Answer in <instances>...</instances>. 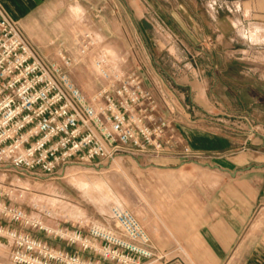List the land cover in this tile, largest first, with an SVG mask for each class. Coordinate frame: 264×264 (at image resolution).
<instances>
[{
    "label": "built area",
    "instance_id": "1",
    "mask_svg": "<svg viewBox=\"0 0 264 264\" xmlns=\"http://www.w3.org/2000/svg\"><path fill=\"white\" fill-rule=\"evenodd\" d=\"M75 52L41 57L0 4V163L37 176L59 174L70 164L101 165L114 157L198 156L157 117L158 104L141 77L123 68L89 29L74 34ZM91 54V57H90ZM91 58L98 86L84 91L70 68ZM250 132H253L250 126ZM9 192L0 187V196ZM45 215L51 214L46 211ZM0 218L76 245L53 246L0 222L8 249L0 264H163L149 232L128 208L109 207L107 219L47 225L31 211L0 198Z\"/></svg>",
    "mask_w": 264,
    "mask_h": 264
},
{
    "label": "crops",
    "instance_id": "2",
    "mask_svg": "<svg viewBox=\"0 0 264 264\" xmlns=\"http://www.w3.org/2000/svg\"><path fill=\"white\" fill-rule=\"evenodd\" d=\"M101 1L91 0L87 4V0H0V4L16 21L24 36L33 37L31 45L54 60H58V49L69 55L75 52L67 21L71 7L77 8L81 17L109 45L107 49L124 57L123 68L131 70L126 64L131 57V47L124 38L129 35L128 30L122 27L117 17L108 18L104 14L108 11L117 14L120 2L110 6V2L103 4ZM174 3L176 29L186 36L214 32L215 26L221 22L215 0H208L206 5L197 0H175ZM250 32H244L246 38ZM205 54L207 58L211 56V65L199 66L194 59L182 66L175 63L173 75L164 76L154 69L138 71L143 88L158 104L156 116L172 119L173 129L187 140L189 146L212 154L208 162L175 156L134 159L143 170L144 180L152 179L155 174L152 169H168L175 171L176 179L180 177L189 181L176 189L172 206L167 205L160 194L157 197L146 193L151 204L144 208L143 225L156 250L165 254L163 264H264V121L255 119L251 122L242 117L232 122L225 108L214 111L215 106L209 103V81L205 71L208 73L211 69L213 84L224 85L226 81L222 77L229 68L225 57L219 65L213 61L214 55ZM79 67L72 66L70 76L77 86L87 91V78L79 75ZM94 82L97 87L99 83L95 75ZM167 99L177 101L182 107L180 111H171ZM215 123L224 127L235 124L241 128L242 137L220 133L213 128ZM250 126L255 132L253 137L246 136ZM190 166L202 171L194 173L188 169ZM205 168L208 171L203 170ZM104 219L107 217L99 220ZM2 221L0 218L1 223L26 231L53 246L69 251L77 248L36 229ZM83 254L109 264L96 254Z\"/></svg>",
    "mask_w": 264,
    "mask_h": 264
},
{
    "label": "rangeland",
    "instance_id": "3",
    "mask_svg": "<svg viewBox=\"0 0 264 264\" xmlns=\"http://www.w3.org/2000/svg\"><path fill=\"white\" fill-rule=\"evenodd\" d=\"M90 1L87 0L86 3ZM106 1L110 2V6H115L114 4L120 2L117 6L119 8L117 14H111L109 11L104 14L108 18L117 17L122 27L128 30L129 35L124 37L131 47V57L126 63L127 67L136 73L139 70L154 69L157 73L166 76V74H174L175 63L182 66L184 62H193L195 59L199 66L206 63L211 65L212 58L211 56L207 58L205 52L214 55L213 61L219 65L222 63L221 59L225 57L229 69L228 73L222 77L226 81L224 85L213 84L211 69L208 73H206L207 70L205 71L209 81L207 84L209 103L215 106L214 111L224 108L228 110L232 122L242 117L251 122L255 119L264 121V0H215L219 6L217 15L221 22L215 26L214 32L209 31L199 36H186L176 29L175 0H135V2L132 0H102L101 2L106 4ZM183 1L188 2V0ZM197 1L202 2L203 5L208 2V0ZM65 12L69 13L68 10ZM70 15H68L70 19L67 23L69 32L73 36L83 29H89L98 36L94 28L89 25L90 23L81 17L77 8L71 7ZM246 30L251 31L247 34V38L244 34ZM221 33L223 35H220ZM22 35L24 36L23 32ZM24 37L32 46L30 39L33 37L31 35ZM99 39L102 41L100 37ZM102 44L105 48L109 46L103 41ZM34 48L41 57L48 59L45 57L47 54ZM198 50L200 51L197 52ZM109 54L122 56L110 50ZM76 66H80L78 69L81 74L79 75L83 74L87 78L85 83L87 92L92 91L96 84L91 58L83 59L82 63ZM167 100L171 111L174 113L180 111L182 107L177 101ZM251 114L257 115L252 117ZM170 120L173 126V121ZM212 126L220 133L236 138L242 137L239 133L241 128L235 124L224 127L215 123ZM254 135L255 132H250V130L246 134L251 137ZM182 139L188 144L184 137ZM190 148L193 152H198V156L184 157L167 152L163 157L175 156L201 162L211 161L212 154L208 151L194 149L191 146ZM262 151L264 152V147ZM151 158L158 159L157 157ZM134 159L131 156H124L110 167H108L110 161L102 162L103 166L68 165L76 166L74 174L81 176L82 180L87 182L91 191L89 194H85L77 185L69 181V176L64 175L67 169L63 170L64 173L61 171L59 174L37 176L0 163V187L9 192L8 195L2 194L0 198L31 211L47 225H67L76 219L107 217L111 205L132 210L143 223L144 208L151 204L146 193L149 192L156 196L160 194L166 204L172 206L176 189L180 188L181 183H189V181L185 178L182 180L180 177L176 179L175 171L168 169H152L151 171L155 173L152 179L144 180L141 174L143 170ZM84 166L90 168L87 169ZM188 169L194 173L202 171L201 168L194 166ZM203 170L208 171L206 168ZM96 179L103 180L105 186L102 190L93 189L92 186ZM74 208H79L78 211L81 210L82 213L75 214ZM46 211L51 215H45ZM2 219V222L18 224L5 218ZM7 243V239L0 237L1 261L7 253Z\"/></svg>",
    "mask_w": 264,
    "mask_h": 264
},
{
    "label": "bare ground",
    "instance_id": "4",
    "mask_svg": "<svg viewBox=\"0 0 264 264\" xmlns=\"http://www.w3.org/2000/svg\"><path fill=\"white\" fill-rule=\"evenodd\" d=\"M251 35V34H250ZM256 35V34H255ZM121 157H114L113 159L110 160V165L114 164V163H118L119 159ZM67 167V166H66ZM75 169L73 166H70L67 168V170L65 171V176H69V181H71V183L77 185L81 190H83V192L86 194H89L91 191L89 190L90 187H88V184L86 181L82 180L81 176H75ZM104 182L101 179H96V181L93 183V189L96 190H102L104 188ZM99 193V192H98ZM107 193V192H106ZM53 200V199H52ZM74 213L75 214H80L81 212L78 211L77 208H74ZM74 215V214H71Z\"/></svg>",
    "mask_w": 264,
    "mask_h": 264
},
{
    "label": "water",
    "instance_id": "5",
    "mask_svg": "<svg viewBox=\"0 0 264 264\" xmlns=\"http://www.w3.org/2000/svg\"><path fill=\"white\" fill-rule=\"evenodd\" d=\"M100 166H103L102 164Z\"/></svg>",
    "mask_w": 264,
    "mask_h": 264
}]
</instances>
